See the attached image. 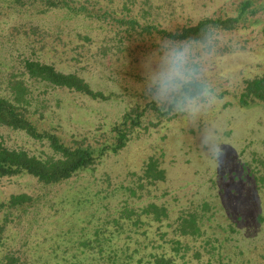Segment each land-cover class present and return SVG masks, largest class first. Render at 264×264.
Returning a JSON list of instances; mask_svg holds the SVG:
<instances>
[{
	"label": "rangeland",
	"instance_id": "rangeland-1",
	"mask_svg": "<svg viewBox=\"0 0 264 264\" xmlns=\"http://www.w3.org/2000/svg\"><path fill=\"white\" fill-rule=\"evenodd\" d=\"M133 2L121 12L114 0L116 19L135 17L139 25L150 21L170 32L205 19H234L231 30L210 28L214 52L200 58L217 103L195 119L176 111L154 125L143 118L127 145L113 152L112 129L131 105L154 102L145 73L159 67L160 45L172 41L138 27L127 34L115 22L1 10L0 96L12 75L24 78L28 117L38 133L69 147L89 146L96 156L110 147L92 170L58 185L25 174L0 178V264L6 255L14 264H143L151 255L172 264H264V103L237 104L244 82L264 77V0ZM17 57L75 72L111 97L93 100L20 77ZM208 133L216 139L206 148L201 139ZM0 145L41 159L53 154L47 140L2 126ZM150 157L164 171L154 184L142 177ZM19 194L32 202L9 207ZM150 203L166 216L142 214ZM182 218L188 219L184 232Z\"/></svg>",
	"mask_w": 264,
	"mask_h": 264
},
{
	"label": "trees",
	"instance_id": "trees-1",
	"mask_svg": "<svg viewBox=\"0 0 264 264\" xmlns=\"http://www.w3.org/2000/svg\"><path fill=\"white\" fill-rule=\"evenodd\" d=\"M129 1L132 6L133 0H119L116 7L120 4L121 12L128 11ZM113 2L114 0H0V11L11 9L15 11L14 13H29L34 15L33 17L59 12L65 18H70L69 20H95L99 24L104 22L110 26L114 25L112 22L121 26L125 25L127 34L131 29L138 27L142 33H147L148 36L156 33L163 35L165 39L170 41L198 40L210 28L231 30L234 27V19L220 21L210 18L199 22L196 26L184 27L170 32L159 29L150 24V21H145L143 25H139L135 17L129 20L116 19L119 12L113 6ZM17 58L19 68H14V70L19 71L20 77L27 76L28 79L47 87L65 89L93 100H105L111 97V95L95 92L89 83L75 72L64 73L57 70L53 65L32 59V57ZM25 82L24 78L15 79L14 75L8 81L7 95L0 96V126L23 131L32 138L47 140L53 154L41 159L29 155L26 151L9 149L0 145V178L25 174L35 178L38 183L44 186H54L68 181L80 172L92 170L97 158L102 156L110 145L100 149L97 157L94 150L89 146L83 147L76 144L69 147L53 134L44 131L38 133L37 128L28 117ZM259 103H264V77L246 80L238 94L237 104L241 107ZM173 111L168 105L158 106L157 103L151 102L143 107L142 104L135 102L124 114L121 122L112 129L115 137L113 144H111V150L117 152L124 148L130 141L131 135L140 127L143 118L150 120L148 123L154 125L153 119H156V124H158L161 117H165ZM156 160V158L150 157L143 168V179L152 182V184L161 179L164 172L158 168ZM129 191L135 194L134 189H129ZM30 202H32L31 197L19 194L12 195L7 204L9 207L18 208ZM141 212L147 216L152 215L153 219L157 221L161 220V216H166L165 210L152 203L147 205L144 210L142 209ZM133 213L135 214L131 211V214ZM135 216L139 217V214H135ZM137 220L139 221V219ZM181 220L180 228L184 232L188 219L182 218ZM191 228L195 232L198 231L196 226ZM150 257L151 259L143 264H172L171 258L162 255H151ZM3 261L5 264H14L15 260L6 255Z\"/></svg>",
	"mask_w": 264,
	"mask_h": 264
},
{
	"label": "clouds",
	"instance_id": "clouds-1",
	"mask_svg": "<svg viewBox=\"0 0 264 264\" xmlns=\"http://www.w3.org/2000/svg\"><path fill=\"white\" fill-rule=\"evenodd\" d=\"M216 36L206 31L198 40L172 41L160 45L159 67L145 73L144 88L154 102L192 118L217 103L210 83L203 80L201 57L214 52ZM214 133L202 137L207 148L215 143Z\"/></svg>",
	"mask_w": 264,
	"mask_h": 264
}]
</instances>
